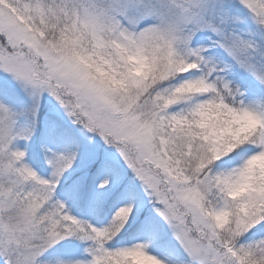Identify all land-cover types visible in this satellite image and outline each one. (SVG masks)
<instances>
[{"label":"snow or ice","instance_id":"6c2138e0","mask_svg":"<svg viewBox=\"0 0 264 264\" xmlns=\"http://www.w3.org/2000/svg\"><path fill=\"white\" fill-rule=\"evenodd\" d=\"M0 264H264V0H0Z\"/></svg>","mask_w":264,"mask_h":264}]
</instances>
